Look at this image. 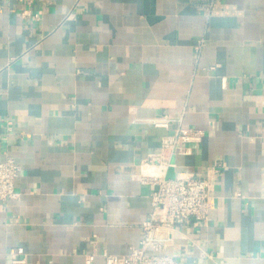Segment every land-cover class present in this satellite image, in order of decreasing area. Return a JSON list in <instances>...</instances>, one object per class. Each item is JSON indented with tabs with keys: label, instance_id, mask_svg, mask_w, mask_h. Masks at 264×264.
Instances as JSON below:
<instances>
[{
	"label": "crops",
	"instance_id": "obj_1",
	"mask_svg": "<svg viewBox=\"0 0 264 264\" xmlns=\"http://www.w3.org/2000/svg\"><path fill=\"white\" fill-rule=\"evenodd\" d=\"M210 1L37 0L25 18L0 0V161L21 165L0 264H106L139 246L156 188L142 178L159 173L143 161L180 124L205 137L167 176H209L213 199L165 252L264 264V0Z\"/></svg>",
	"mask_w": 264,
	"mask_h": 264
},
{
	"label": "built area",
	"instance_id": "obj_2",
	"mask_svg": "<svg viewBox=\"0 0 264 264\" xmlns=\"http://www.w3.org/2000/svg\"><path fill=\"white\" fill-rule=\"evenodd\" d=\"M25 7L21 14L25 18H37L32 6L37 0H19ZM215 0H211L213 4ZM203 41L199 42L200 47ZM156 124L168 125L167 120L159 119ZM205 131L196 127L178 125L174 134L167 136L156 153H150L144 164L154 166L158 174H145L144 182L156 186L151 195V211L143 221V234L140 245L133 247L130 253L118 255L105 251L106 264H180L179 260L165 252L173 243L177 225H185L192 218L206 221L213 199L211 178L194 174L168 177L167 170L173 165V158L181 144L200 142ZM21 165L12 156L0 161V200L16 198L15 181ZM96 254L86 255V262L91 263ZM24 259H15V264H24Z\"/></svg>",
	"mask_w": 264,
	"mask_h": 264
}]
</instances>
